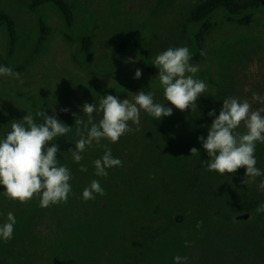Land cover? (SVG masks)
<instances>
[{
	"label": "rangeland",
	"instance_id": "obj_1",
	"mask_svg": "<svg viewBox=\"0 0 264 264\" xmlns=\"http://www.w3.org/2000/svg\"><path fill=\"white\" fill-rule=\"evenodd\" d=\"M41 1L0 0V17L13 21L15 29L9 55L0 28V184L6 182L11 165L22 171L19 166L28 163L35 133L44 138L57 129L59 148H67L72 140L79 151L73 159L85 165L77 167L76 178L84 182L75 184L74 193L43 188L25 194L12 218L0 220V264L53 259L49 246L36 244L46 235H38L36 243L29 239L32 231H45L42 217L47 218L44 224L61 227L56 229L60 245L54 259L61 264H126L118 230L148 232L163 226L173 227L181 241L175 244L169 234L141 244L148 264H174L172 256L179 255L178 264L185 256L192 264H210L211 259L212 264H231L228 257L236 254L255 264L250 250L254 238L246 232V223L215 226L204 217L209 211L206 198L214 196V205H219L223 187L244 184L252 196L264 195V13L255 12L247 24L218 13L192 27L191 11L206 0H55L71 13V28L66 30L49 6L34 17ZM82 41L87 45L83 50L78 45ZM224 100L238 104L241 111H221ZM233 112L248 119L239 124L243 133L250 128L252 136L258 131L263 137L244 144L245 133L240 136L234 130L235 144L230 140V145H218L216 131L227 136L230 127L208 126L215 116L222 119V114ZM204 114L209 119L199 125L191 119ZM38 140L41 147L43 140ZM154 157L160 158V166ZM129 161L152 171L125 175L128 169L135 171L123 168ZM128 176L143 183L118 205L124 188L130 187L123 180ZM10 183L16 189V183ZM11 187L6 191L12 192ZM79 191L92 192L97 204L105 200L101 213L107 212L110 221L103 230L104 242L88 238L92 232L82 219L81 225H72L75 236H67L72 233L67 221L82 213L76 210ZM184 196L192 204H169ZM155 198L165 200L166 206L157 207ZM10 201L0 207L8 217L14 206ZM113 209L118 212L112 214ZM124 212L135 220L119 214ZM99 221L90 226L96 230ZM113 230L112 245L106 239ZM26 238L19 250H12ZM257 252L264 255V240ZM260 262L264 264V257Z\"/></svg>",
	"mask_w": 264,
	"mask_h": 264
},
{
	"label": "trees",
	"instance_id": "obj_2",
	"mask_svg": "<svg viewBox=\"0 0 264 264\" xmlns=\"http://www.w3.org/2000/svg\"><path fill=\"white\" fill-rule=\"evenodd\" d=\"M45 6H49L51 9H53L58 14L66 30L71 28V19H72L71 13L69 12L68 8L65 5L55 0H43L39 2L37 5H35L33 9V14L35 18H36L37 13H39V11ZM257 11H262L264 13V0H250V1H246L241 4L238 3L237 0H206L200 6L195 7L191 11L190 21H191L192 27L196 25H202L204 23H207L214 15L218 13H223L229 21L236 22L238 24H247L248 22H250L252 15ZM37 25H38V28L40 29L38 32L42 31V26L39 25L38 23ZM0 28H2L3 31L5 32L8 54L11 55L12 50L15 46L14 45V35H15L14 23L8 18L0 17ZM78 45L81 50L87 47L84 41L80 42ZM222 103H223L222 106L219 107L221 111H229V110L241 111V109L238 108L239 106L238 104H230L228 101H225V100ZM206 118L209 119L208 114L206 115L204 114L202 117L198 115H191V119L196 120L197 125H199L198 122H203V120H205ZM246 119H247L246 116L238 115L235 112H233V114L231 115L224 114L223 116L222 114V119L217 118V116H215L211 122V125L208 127L216 128V129H220L219 125H221L223 129L225 127H228V128L230 127L231 131L229 132L230 134L227 136H224V133L222 130L216 131L217 133L216 139H218L217 144L220 146L224 144L230 145L229 143L230 140H232L233 141L232 143L235 144L234 140L236 136L238 135V133L240 136L245 135L244 138H242V141L244 142V144H245V141L247 140L249 141L252 139L254 140L255 138L258 137V135L260 137H263L258 131H256V134L254 136H252L250 134L251 132L250 128L248 129L246 128L244 132L245 134L242 132L244 131L242 129L243 127H241L239 124L246 122ZM186 120H188V118L184 119V121ZM119 122L121 123V121ZM36 126L42 127V124H37ZM234 130L236 131L237 135H233L235 132ZM54 133L58 135L59 130L58 129L55 130ZM42 134L43 133H35L33 135V139H35L36 141L35 143L36 146L34 147V151L31 152V154L27 152V155L29 157L28 163H26V165H20L21 163H19L20 170L22 171H17L14 165H11L6 171V175H5L6 182H1L0 184L1 186L0 188V207H2V204L5 202V200H8V201L11 200L10 202L14 204V206H11L10 208H13V209L8 211L11 217L4 215V213L0 211V220H2L1 222H3V220L5 219L12 218L14 208L16 207L19 208V206L21 205V204L16 205V203L22 200L25 194L36 193L37 191H41L43 188H44L43 191L48 189L49 193H54V192L63 191V190L74 193L75 184H80L84 182L81 178H79V180L78 178H76V170L80 167L83 168L85 164H81L78 162V160L73 159L74 158L73 156L76 157L79 151L75 152V148H74V144L72 140L68 143L67 148L62 150L59 148L58 141H56L55 139V136H57L56 134L52 136L46 135L44 138L42 137ZM38 139H41V141L43 140L41 147L38 146L40 142V140ZM241 152H243L242 149H241ZM42 154L44 158L39 160V155H42ZM159 157H161V155ZM141 158L144 160H148L143 157ZM156 159L157 158L155 157L151 158V160H156ZM109 161H113V160H109ZM156 163H157L156 164L157 167L160 166L161 164L160 158L156 160ZM131 167L135 168V171H131L128 169L125 175H141L143 173L149 175L148 173L152 171V170L146 169L147 167L145 168V166H143V164H141V162L139 161H133V162L129 161L128 164L126 162V165L124 164L123 168H131ZM222 173L224 174L225 172H222ZM128 178H131V176H128L127 178H124L123 180L127 181L128 184H130V187L124 188L122 192L123 198H121L118 201L117 203L118 205H121L123 203V199L125 202V200L129 197V195L133 191L138 192L140 183H143V180L140 178L134 179V181L136 182L134 181L131 182L129 181ZM11 180H13L16 183V186H15L16 189H13L11 187V183H10ZM120 184L122 185V183ZM10 187L12 188V192H7L6 190L9 189ZM220 192H221L220 194L223 195L222 196L223 199L219 205H216V204L214 205L213 201L216 200L214 196H210L206 198L205 202L209 203L207 206V209H209V211H208V215H206V217L204 218L209 219L210 222H212L213 225L215 226L223 225L224 227H230L233 224L236 225L237 223H246L247 228L249 229V231H246V232H248L249 235H251L254 238L253 244L252 242L250 243V246H252L250 250L253 255L251 256V258L252 259L256 258L257 259V260L255 259L256 263L263 264L262 262H260V260H261V256L264 257V255L260 256L257 250L259 251L260 245L261 244L263 245V240H264V195L259 196V197L252 196L251 194H249L247 187L244 184L243 186L240 185L238 187H234L233 189L223 187L221 188ZM118 195L114 194L115 197H117ZM92 199H93L92 192L88 193L87 191H79L78 195L75 196L76 203H78L79 205V207L76 210H81L82 213H79L76 211L77 217L74 216L71 219L69 218V220L67 221L68 224L72 223L71 226L69 224V226L71 227L70 232L72 233L68 234L67 235L68 237H70L71 234L75 236L73 233L72 225H74L75 227L77 224L81 225L80 221L83 220L85 224L87 225V228L89 227L92 232L91 237H88V238L104 242L103 239L105 238V236H103V230H104V227L108 226L107 223L110 221L109 219L106 220L107 212L104 215H102L101 213V205H103L105 200H102L100 204H97L98 200L97 199L92 200ZM90 201H91V205H90ZM155 202L157 203V207H163V206H166L167 204L166 201L162 200L161 198H155ZM182 202L185 204V206H189L190 202L192 204V200L185 196L183 199L182 198L176 199V201H173V203L172 201H170L169 204L174 205L175 207H178V206L181 207L183 204ZM201 204H203V201H201ZM92 205L95 206L97 209L92 210L91 208ZM145 207L148 210L149 207H148L147 202L145 204ZM141 209L144 210V207H142ZM115 212H118V210L113 209L111 211L112 214ZM95 213H97V215L94 217ZM119 214L121 215L124 214L125 215L124 217H126V220L127 218L135 220L132 213L124 212V213H119ZM243 215H249L250 219L248 220L241 219L240 217ZM151 216L155 218L154 213ZM46 219H47L46 217H42L40 219V222L43 224L45 231H32V235H30L29 239L31 242L33 241L34 243H36V239L38 235L40 236L46 235L44 237H41L42 239L40 238L41 239L40 242L36 244L37 246L41 245V248H44L45 246H49L48 248L53 256V259L51 257H48L46 259H43L41 262H39V264H61V259L59 260L58 263L57 261H54L58 253V247L60 245V243H57L56 241L57 238H59L57 235V230H60L61 227L56 228L53 226L52 223L44 224V221ZM100 219H101L100 225L99 223L98 224L95 223L96 227H98L96 230L95 228L90 226L91 221L100 222L99 221ZM178 220L182 223V226H183V216H179ZM106 221L108 222L106 223ZM128 229H131V231L127 232L126 230H118L119 238H121V240L125 242V245L123 244L124 245L123 252H125V255H126L125 256L126 264H148L145 259L147 257V254L140 247V245L143 243L150 242V241L151 242L157 241L160 238L167 236L169 234L173 235L172 240L175 241L174 242L175 244H178L181 241L179 240L180 237L177 234H175L174 228L171 226H163V227H160L158 229L151 230L148 232H145L140 229L138 230L137 228H133V227L128 228ZM114 231L115 230L111 232V237H108L106 239L108 243L110 244L115 243ZM23 237L24 236H22V238ZM44 238L45 240L53 244L55 247L51 245H47L46 242L44 241ZM29 239L26 238L23 241L14 243L12 250L15 251V248L16 250H19L21 247V244L26 243V241ZM244 240H247V237ZM66 243L67 242H65V244ZM222 247H224V244L222 245ZM61 249H59V252ZM184 249L185 248H182V250L180 251H184ZM179 256H177L176 259L172 256V261L174 262V264H178ZM209 256L214 258L213 255H209ZM10 259H11L10 256H8L7 262H9ZM13 259L15 260V257H13ZM204 259H206V256L204 257ZM228 260L231 262V264H249L244 260L242 261L240 257L238 256V254L228 257ZM210 261H211L210 264H212V259ZM203 262H206V260H204ZM180 264H192V262L190 258L185 256L184 260H182Z\"/></svg>",
	"mask_w": 264,
	"mask_h": 264
},
{
	"label": "water",
	"instance_id": "obj_3",
	"mask_svg": "<svg viewBox=\"0 0 264 264\" xmlns=\"http://www.w3.org/2000/svg\"><path fill=\"white\" fill-rule=\"evenodd\" d=\"M240 218L243 220H248V219H250V216L249 215H243Z\"/></svg>",
	"mask_w": 264,
	"mask_h": 264
}]
</instances>
